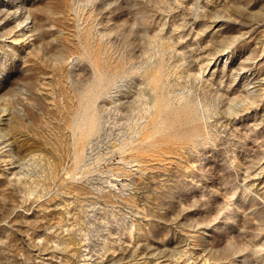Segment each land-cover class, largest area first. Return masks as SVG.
I'll list each match as a JSON object with an SVG mask.
<instances>
[{"label":"rangeland","instance_id":"obj_1","mask_svg":"<svg viewBox=\"0 0 264 264\" xmlns=\"http://www.w3.org/2000/svg\"><path fill=\"white\" fill-rule=\"evenodd\" d=\"M0 264H264V0H0Z\"/></svg>","mask_w":264,"mask_h":264}]
</instances>
